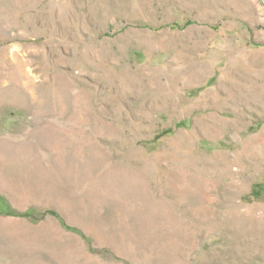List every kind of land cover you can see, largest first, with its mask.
Instances as JSON below:
<instances>
[{
  "label": "rangeland",
  "instance_id": "1",
  "mask_svg": "<svg viewBox=\"0 0 264 264\" xmlns=\"http://www.w3.org/2000/svg\"><path fill=\"white\" fill-rule=\"evenodd\" d=\"M0 264H264V0H0Z\"/></svg>",
  "mask_w": 264,
  "mask_h": 264
}]
</instances>
